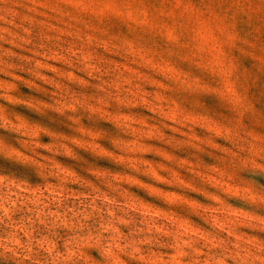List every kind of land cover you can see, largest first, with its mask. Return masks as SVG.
Listing matches in <instances>:
<instances>
[{
    "label": "rangeland",
    "instance_id": "rangeland-1",
    "mask_svg": "<svg viewBox=\"0 0 264 264\" xmlns=\"http://www.w3.org/2000/svg\"><path fill=\"white\" fill-rule=\"evenodd\" d=\"M0 264H264V0H0Z\"/></svg>",
    "mask_w": 264,
    "mask_h": 264
}]
</instances>
